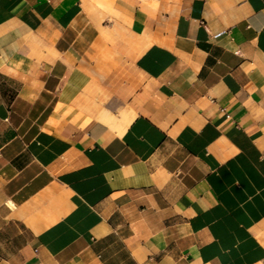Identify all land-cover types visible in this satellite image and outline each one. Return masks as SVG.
Wrapping results in <instances>:
<instances>
[{"label": "crops", "instance_id": "0c3cea01", "mask_svg": "<svg viewBox=\"0 0 264 264\" xmlns=\"http://www.w3.org/2000/svg\"><path fill=\"white\" fill-rule=\"evenodd\" d=\"M0 264H264V0H0Z\"/></svg>", "mask_w": 264, "mask_h": 264}]
</instances>
